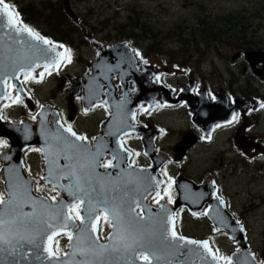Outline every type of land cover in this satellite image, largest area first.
Masks as SVG:
<instances>
[{
    "label": "rangeland",
    "instance_id": "1",
    "mask_svg": "<svg viewBox=\"0 0 264 264\" xmlns=\"http://www.w3.org/2000/svg\"><path fill=\"white\" fill-rule=\"evenodd\" d=\"M6 2L18 8L19 18L23 24H28L33 29L36 28L35 31L52 42H54L55 38V45L64 44L65 40L74 45L76 49L73 53L74 60L72 64L70 65V63L66 62L68 68L71 67L68 72L64 68H60L52 76V67H50L46 74L43 75L44 82H42L40 73H44V67H36L31 73L34 78L24 79V85L22 87L20 85L23 92L24 88H26V92H24L27 96L26 99L20 97V103H15L13 97L10 98V96L11 94H17V91L14 90L11 94H7L3 100L10 101L5 103L2 110H0V117L6 121L18 122L22 119L30 122L32 119L31 123L36 124L39 119L34 114L40 110L39 105L50 102L51 104H46V106L50 110H52L53 106L58 108V119H60V114L65 113L67 115L69 111L73 128L75 126L78 131L86 132L87 134L84 135L87 137L88 135L89 137L98 135V123L109 114L107 107L105 108V105L98 101L85 114L82 111L83 107L80 110V96L71 97V84H68V78H70V81L79 77L83 79L88 72L89 64L96 58V48L91 43L92 38L96 41H101L103 44L117 43L124 40L130 45L131 42L130 46L132 49L139 53L136 57L145 66L138 64V68L140 70L144 68L151 70L148 71L149 80L153 79L151 76L152 72L157 73L159 75V83L168 87L169 90L172 89V86H168V82H172L174 86H178V91L182 88L188 93L190 91V88H188L190 86H187L188 78H192L195 83L199 82L204 87L216 88L217 92V89L222 88L219 87L221 85L218 81L223 75L226 80L234 79V76H237L236 80L238 79L239 83L236 84V88L249 81L252 89L261 95L264 94V84H261L260 90H258V83L249 76L240 75L241 64H246L244 60L242 62L240 60L236 63L232 62L231 66L229 58H232L233 54L236 56L238 48L234 47L236 50L229 48L221 41L219 35L222 26L217 24V22H225L227 20L226 22L234 26L237 34H240L243 40L246 37H250L254 38V43L256 44H264V0H6ZM64 4H66V8H64ZM67 8L78 16L76 18V26L78 27L68 25L70 24V19L65 14L66 11L69 15ZM62 10H64V14H62ZM238 15H242L244 26H242V20H235V16ZM227 16L230 18L225 19ZM138 24H142V30L137 29L135 31ZM214 25L215 28L212 30ZM144 26L147 27L146 30L143 29ZM255 27L257 28L256 34L253 33ZM130 30H134L138 36L126 37L124 31L128 32ZM210 32H212V36H210ZM237 41L242 43V39H236V44H238ZM226 43L235 45L234 39ZM70 44H64L65 48H69ZM56 51H58V47ZM210 52H213L212 56H210ZM249 52H252V55L249 56L252 60H264V50L252 49ZM232 59L235 60V57ZM147 60L148 62L145 63ZM174 63L178 64L181 69L174 68ZM164 72H166L167 79L164 77ZM179 72H184V77L178 81ZM262 72H264V64L257 69V74L260 78H262ZM248 73L246 71V74ZM145 75L146 73H143V78ZM21 78L22 76L19 78V83ZM197 78L198 82H196ZM26 82H28V86H26ZM114 82L118 84L116 79L112 80L113 84ZM180 85L182 86L180 87ZM202 90L205 91V88L200 87V92ZM223 96V93L222 96H220V93L218 94L219 98H223ZM155 99L159 100L160 96L157 95ZM226 101L224 100L223 102L224 108L227 105ZM178 102H180V99ZM193 102L196 103L195 101ZM166 104H168V108H166ZM166 104L161 103L148 108L145 112H139V109L143 106H139L136 109L134 124L139 121L140 127L145 125L148 128L142 127L140 132H130L121 136V140L124 139L128 149L133 151V158L129 152V163L132 158V162L136 166H149L152 164L150 156H154V146H157L156 151L160 153V157L166 158L164 162L166 166L161 164L158 172L161 175L160 170L163 173L166 171L167 175H164L168 180L169 177L172 178L166 184L161 176L162 183L159 187V193L166 186V189L172 190L170 195L173 198L176 197V191L174 185L172 187L171 182L179 172L181 173L179 175L193 182L196 181V184H200L202 179L207 181L208 184L212 183L217 188V195L220 198L224 196L226 204L231 202L232 206H234V209H230V213L244 225L245 229H248V234L245 233L246 241L249 247L251 245V251L254 252L257 261L262 264L264 262V206L262 205L264 204L262 202L264 200V156L258 155L259 158H252V160H250V157H247L248 160L241 156L239 158L231 140V135L234 131H228L229 127L226 128L225 132L218 135L220 138L214 144L206 146V149H204L205 145L196 144L195 142V129L193 125L191 126L189 114L188 116L186 114V112H190L188 106H178L176 110H172V102ZM33 112L34 114H32ZM262 114H264V111L259 115L260 120L255 125L254 132L258 134V137L263 138L264 130L262 128H264V120H262ZM49 117V121L52 120L51 114ZM60 120L63 122L62 116ZM260 122H262V126H260ZM209 123L207 122L204 126L208 127ZM158 124H160V128L168 127L166 128V136L161 141L160 128L156 126ZM256 126L260 128V132H258ZM150 128L153 131L152 138L148 135ZM186 130L191 132L194 130L191 140L187 141L186 139L184 141L185 144H188V150L186 149L188 156L184 159L180 158L178 162H172V158L175 157L174 148L176 143H179V140H184L185 137H182L181 134L183 135ZM254 132L251 131L250 134L254 135ZM156 134H158V137L155 140ZM185 136L188 137V135ZM238 136L239 132L237 133ZM148 139L149 143L155 140V144L150 146L149 149L146 147V154L143 140ZM0 140L7 141L3 137ZM258 143L260 148H264L262 146L264 143H261V141ZM6 148L0 147V150ZM23 154V162L26 165L28 164V175L33 177L36 175L41 178L44 168H42L43 164H41L40 151H30L29 153L27 151L25 155ZM168 172H170V176H168ZM210 176L216 183L208 180L207 177L210 178ZM217 186L220 188L218 189ZM52 188H56V186L52 185ZM52 188L44 182V184H40V190L38 191V188H36L35 191L38 194L46 195V197H52V194H55ZM224 192H226L228 198H226ZM0 193L5 196L1 174ZM193 195L196 196L197 193L194 192ZM165 196L168 201V195L165 194ZM150 197H153V195H148L149 202L153 203L152 199L154 197L151 199ZM162 201H165L164 198ZM212 202L215 204L214 200ZM78 203L76 202V204ZM202 206L195 211L188 210L187 212L186 206L176 210L174 214L176 218L174 220L179 218L176 225L178 232L185 236H194L196 239L207 238L211 240L214 243V247L218 248L219 253L222 254V251L224 252L223 256H229L232 252H239L240 248L234 244L233 240H230V236L226 231L214 230L210 218L207 215H203L205 211L207 212L208 205L204 204ZM254 206L256 208L252 212V207ZM179 207H182V205ZM234 210H236V214H234ZM243 211L245 212L242 214ZM180 212H182L181 218ZM102 213L103 210L99 208L98 216H101L100 239L104 238L107 232L111 230V226L109 228V224L104 221ZM193 213H196V215H193ZM73 214L75 215L74 212ZM239 215L244 216V218L240 220ZM60 236L64 238H60ZM60 236L54 239L56 240L54 249L58 246L59 249H64L65 252H68L69 239H66L68 236H64V234ZM58 238H60L59 242Z\"/></svg>",
    "mask_w": 264,
    "mask_h": 264
},
{
    "label": "water",
    "instance_id": "2",
    "mask_svg": "<svg viewBox=\"0 0 264 264\" xmlns=\"http://www.w3.org/2000/svg\"><path fill=\"white\" fill-rule=\"evenodd\" d=\"M67 10L69 16L74 18L71 11L68 8ZM2 24L3 20L0 18V25ZM12 38H16L17 41L22 40L24 44L21 45L19 42L13 43ZM91 43L96 48V59L89 64L88 72L84 75L83 79L78 78L70 81V96H80L84 111L85 109L89 110L95 102H102L105 108L107 107L109 114L100 122L99 133L94 136L97 138L96 140L88 138L85 142L77 143H85L93 153L96 152L99 146L102 153L99 158V163H103L106 159L111 160L113 165H117L116 167L107 169L103 167L95 168V171L91 173V183L96 191H91L87 187V184L82 181L85 190L90 193L93 203L99 199H106L109 204H119L123 200L126 206H131L134 209L136 214V209L139 208L145 217V220L136 226L137 228L150 229L155 227L157 230H159L160 222L162 221L164 222V227H171L167 224L168 217L169 215L174 216L175 210L180 205L187 206L192 211H195L197 209L199 210L206 203L208 205L207 216L212 221L214 230H225L234 244L240 248L239 252L232 253L233 264H261L249 249L244 226L226 209L224 200L217 195V188L212 183L208 184L203 179L200 184H196L179 175L181 174L179 173L173 184L176 191L173 205L168 206L162 200H160L159 207L151 205L152 203L149 202L148 195L152 194L154 196L157 192H160L159 187L162 183V178L158 169L166 161V158L160 157V154L155 152L153 142L149 143V139L143 140L144 152L146 154V147L149 149L150 146H154V156H150L152 164L149 166L133 165L129 163L131 152L123 146L121 140V136L127 133L140 132L142 127L134 124L132 113H135L136 109L142 104H145L148 109L161 103H175L179 98H182L191 106L196 118H198L197 121L205 125L216 114L222 111V108H224L223 98L218 97L219 99L210 101L205 97L206 93L204 90L194 96L191 92L186 93L184 89H181V95L176 100L170 101V90L159 83V75L152 72L151 76L153 79L149 80L148 71L151 70L148 68L140 70L138 68V64L143 67L145 66L139 62L136 57L138 56L137 52L128 45L127 41L122 40L117 43L103 44L101 41L91 39ZM29 44L36 45L40 48L48 47L47 45L32 40L27 33H22L17 36L14 31H9V29L0 26V99L5 97L6 81L11 80L16 86L18 85L19 75L22 73L19 71L20 64L18 63L14 66L11 64L10 59L6 57H11L13 52L27 51V45ZM9 48L13 49V52H9ZM58 52L60 51L58 50ZM251 53L249 52L248 55H252ZM54 55L55 53H51L47 57V61L40 59L36 60L35 63L43 66L46 62L51 61ZM143 73H146L144 78ZM6 77L7 80L5 81ZM113 79H116L118 84L115 82L113 84ZM131 81L136 89L133 95L128 90V86H131ZM138 89L141 90L140 94ZM157 95L160 96L159 100L155 99ZM45 109H49L48 106H45V108L36 114V117L39 119V122H36V124L27 120L10 122L0 118V137L8 141L7 148L0 151V173L3 178L5 198H9V183H16L27 187L30 192V197L37 201L35 211L41 220L48 219L49 213L60 212L62 214H68L69 207L75 201L80 203V200L83 199L85 203L80 207V215L84 217V222L82 223L80 220H76L71 213L73 219L68 222V227L66 229H55L60 231L61 234L71 232L73 237L79 236L83 243H78L75 239L71 242L69 241V250L65 252L68 255H65V253L59 254L57 258L50 260L44 248L48 245L47 235L50 234L51 230L43 231L44 225L39 220L26 223L17 222L10 225L11 232L16 233L17 236H28L37 230L42 231L43 234L36 240V244L40 246L36 248L35 245L22 242L23 247L20 248L17 245V251L15 252H12L11 247L7 245L0 246L6 249L0 252V264H80V262L85 260L91 262V264H146L139 255L125 252L122 245L111 240L109 235L104 242L96 239L98 222H96L95 217L98 216L99 208L103 210V206L96 204V211L91 213V206L87 202L89 196H85L82 192H77L75 195L70 194L71 192H75V178H69L65 175L69 169L63 168V165L69 163V161L65 160L63 155L59 157V166L56 163H49L56 159L54 152L48 151V145L55 143L52 137L58 131L65 136L68 134L63 132V128H66V126L58 119L56 110L49 109L48 111ZM50 114L53 117L49 121ZM8 133H12V137L8 136ZM150 138H152V135ZM32 146H38L40 149L45 150L41 151L44 168L41 178L30 176L24 170L22 154L28 147ZM187 147L188 144H185L183 141L175 146L176 161L184 157V152ZM114 156L117 158L113 159ZM50 169L55 179L49 176ZM106 173L110 175H106ZM157 181L160 183L157 184ZM44 182L50 186H56L57 193L55 195V201L45 195L36 193L34 190L36 185ZM61 184L65 186L72 184L73 187L70 189L67 187L62 189L59 187ZM185 190L188 191V194H183ZM194 192L197 193L195 197L193 195ZM114 197L115 200L113 199ZM192 197L194 198L193 201ZM213 200L215 204L212 202ZM39 201H46L48 205H52L53 207L51 209H43L40 207ZM190 202H192L191 206ZM154 204H157L156 201ZM8 207L11 208L13 206L10 205ZM20 210L29 213L33 212V204L22 203ZM153 221H155V225ZM50 222L62 223V216L56 221ZM94 222L96 223V231L92 230V224ZM81 229L84 231H80ZM113 231V228H111L110 233H113ZM10 239H12L15 245L17 237L12 236ZM177 243L183 245L178 252L174 247L165 246V244L160 242L158 237H154L152 243L149 244V248L154 249L163 257L160 264H169V262L170 264H222V261L217 262L213 260L212 255L206 252L201 246L184 245L181 241H177ZM99 245H108V248L106 250L100 249L98 247ZM78 247L91 248L94 251H90L87 255H81L76 250ZM113 247H120V251H113ZM209 248L212 250L210 245ZM137 251L139 252L140 250L138 249ZM74 252L75 255H73ZM212 253H214L213 250ZM153 264H155V261Z\"/></svg>",
    "mask_w": 264,
    "mask_h": 264
},
{
    "label": "snow or ice",
    "instance_id": "3",
    "mask_svg": "<svg viewBox=\"0 0 264 264\" xmlns=\"http://www.w3.org/2000/svg\"><path fill=\"white\" fill-rule=\"evenodd\" d=\"M20 14L15 10L14 5L7 3L6 0H0V18L3 20V24L0 25L9 29V31H14L17 36L22 33H27L32 40L37 41L38 43H42L47 45V48H40L36 45H27V51L24 52H13V49L9 48V52H13L11 57H6L10 59L12 65L20 64L19 71L25 73L24 79L29 80L33 79L32 70L34 67H39V64H36V60L45 59L47 61V57L51 53H55L52 57L51 61L46 62L43 67L45 72L48 71L53 64L57 68H59L61 61H66L68 63L71 62V50L65 48L64 45H55L49 39L43 37L39 32L35 31L33 28L29 27L19 18ZM13 43L19 42L21 45L24 44L22 40L17 41L16 38H12ZM57 47L64 48L63 52L56 51ZM139 55V53H137ZM147 63V61H145ZM44 73H40L41 78ZM18 78V77H17ZM7 77L5 78V81ZM9 87H14L9 84ZM215 98V97H213ZM15 103H20V97L17 96ZM102 106V105H101ZM261 107L264 108V104H261ZM88 109H85V113H87ZM135 113H132L133 119H135ZM35 119V117H33ZM238 119V114L234 115L231 121L228 123H232L233 121ZM220 127V125H217ZM63 132L68 135L65 136L59 131L52 137V140L55 142L53 144L48 145V151L54 152L56 159L50 161L49 163H56L57 166L59 157L63 155L64 159L69 161V163L63 165V168L69 169L65 175L69 178H75V192H71L70 194L75 195L77 192H82L85 196H89L88 204L91 206L90 212L94 213L96 211V204L103 206V219L106 223L110 224L113 228V233L109 234V238L113 241H116L117 244L122 245L123 250L125 252L135 253L140 256V258L146 262V264H160V261L163 257L158 254L152 248H149V244L152 243L154 237H158L162 244L165 246H171L176 249L178 252L180 245L177 241L183 242L184 245H198L201 246L206 252L212 255L213 260L219 262L223 261L224 264H232V257L222 256L212 253V250L209 248V242L207 240L198 241L189 239L185 236L178 235L175 230V221L174 216L169 215L167 224L171 227H164V222H160L159 230L155 227L150 229H139L136 226L140 225L141 222L145 220V217L142 214H136L134 209L131 206H126L125 202L121 200L119 204L112 203L109 204L106 199H99L93 203L90 193L85 190L84 183L87 184V187L91 189V191H96L95 188L92 187V175L91 173L95 171L96 167H103L105 169L110 167H116L117 165H113L112 161L109 160L107 163H99V158L102 155L99 146L97 147L96 152H91L85 143H77V142H85L88 140L87 136L78 135L74 130L71 124H68L66 128H63ZM74 138V139H72ZM96 137H92V140H96ZM0 147H7V141L0 140ZM106 147V145H105ZM34 151H45L44 149H32ZM117 157H113L116 159ZM167 175V172L164 173ZM106 175H110L106 173ZM49 176L55 179L53 176L52 170H49ZM99 176V174H97ZM154 179V178H153ZM171 177H169V181H171ZM82 181L84 183H82ZM160 182L157 181V184ZM9 198H5V196L0 193V246L7 245L11 247L12 252L17 251V245L22 248L23 243L27 242L28 244L35 245L39 247V244H36V240L43 233L41 230L35 231L33 234L25 236L18 235L16 233L11 232L10 225H13L17 222L26 223L33 222L35 220H39L41 224L44 225L43 231L51 230L50 234L47 235L48 245L44 248V251L48 254V259L57 258L60 254V249L57 246L55 250H53L52 242L55 237L59 236L61 233L55 229H66L68 227V222L73 219L71 213H75V219L80 220L82 223L84 222V217L80 215L79 209L82 204L85 203L83 199L80 200V203L73 204L69 207L68 214H62L60 212L49 213L48 219H39L37 213L35 211V207L37 201L30 197V192L27 187L16 183H9ZM60 188H72L73 185L69 184L65 186L63 184L59 185ZM40 190L39 188L37 189ZM165 194L168 195V202L172 203V197L169 194V189H165ZM127 195V193H125ZM115 200V197L113 198ZM163 197L159 192L156 193V203H160ZM52 200L55 201L56 197L53 196ZM22 203H32L34 211L33 212H23L21 211ZM223 203V201H221ZM12 205L13 207L9 208L8 206ZM39 205L43 209H51L53 206L48 205L46 201H39ZM87 211V210H86ZM11 214V215H10ZM196 215V213H193ZM203 215H207L205 211ZM62 216V223H53L50 221H56L59 217ZM101 219V216H96L95 220L98 222ZM155 225V221H153ZM92 230L96 231V223L92 224ZM80 231H84L81 229ZM69 241H73L74 239L78 243H83L79 236L73 237V235L69 232L67 233ZM16 236V244H13L12 239L10 237ZM96 239H99L97 236ZM58 244V242H57ZM100 249H107L108 245H99ZM140 250L139 252L137 250ZM4 247H0V252L5 251ZM80 252L81 255H87L90 251H94L91 248L78 247L76 249ZM113 251H120V247H113ZM65 255H68L65 253ZM75 255V252L73 253ZM80 264H91V262L85 260L80 262ZM170 264V262H169ZM264 264V262H262Z\"/></svg>",
    "mask_w": 264,
    "mask_h": 264
},
{
    "label": "flooded vegetation",
    "instance_id": "4",
    "mask_svg": "<svg viewBox=\"0 0 264 264\" xmlns=\"http://www.w3.org/2000/svg\"><path fill=\"white\" fill-rule=\"evenodd\" d=\"M58 4H60V2H58ZM64 8H65V4H64ZM70 11H71V9H70ZM71 13L74 16V18L69 17L67 12L65 11L67 18L70 19V24H68V25L69 26H76V18H78V16H76V14L74 12H71ZM62 14H64V10H62ZM24 22H26V20H24ZM76 27H78V26H76ZM258 27H259V25H258ZM254 29L255 30L253 33L256 34L255 31L257 28L255 27ZM34 30H36V28H34ZM247 30H248V28H247ZM253 33H252V35H253ZM238 42L239 41H237V43ZM224 43L229 48H232L235 50H236V48H238V50L235 54L236 56H234V54L232 55V58L235 57V60H233L232 58H229L231 66H232V62L236 63L238 60H240V62H242V60H244L246 62V64H243V65L241 64L242 67L240 70L241 71L240 75H246V76H249L250 78H252L256 83H258V90H260V85L264 84V79H262V78H264V72H262V78H260L257 74V69L264 64V60H262V59L260 61L252 60L249 57L248 53L252 49L264 50L263 49L264 44H256V43H254V38H250V37H246L244 40H242V43L236 44V41H235L234 42L235 45H231V44L226 43V42H224ZM64 44H70V42H67L64 40ZM69 47H72L73 49H75V46L72 44H70ZM234 47H236V48H234ZM212 53L213 52H210V56H212ZM147 62H148V60H147ZM174 68L181 69L180 67H178V64H175V63H174ZM228 69H230V68H228ZM65 70L68 71L69 68L67 67ZM164 70H166V68H164ZM246 71H248L249 73L246 74ZM190 72H192V71H190ZM232 76H234V74H232ZM164 77L167 79L166 72H164ZM183 77H184V72H179L178 73V81L180 79H182ZM236 78H238V77L234 76V79L226 80L222 75V78H219V81H218L221 85L219 87H222V88L217 89V92H216V88H213V87L208 88L207 86L204 87L202 84H200L198 82V78L196 79V82H198V83H195L194 79L188 78L187 86H190L188 88H190V91L192 94H195L199 87H203V88H205L206 96L208 97V99L210 101H212L214 99L213 97H217V95L219 93L220 94L223 93V95H224L223 99L225 98L224 100L225 101L227 100L226 101V104H227L226 107L224 109H222L221 112L218 111L220 113L216 114V116H214L211 119L208 127L204 126V124L197 121L198 118H196L191 107H189L187 102L185 103V101L181 98H179L180 102L176 101L175 103H172V110H176V108H178V106H180V107H183V106L186 107V105L188 106L191 114H190V112H186V114H187V116L189 114L190 119H191V126L193 125V127L195 129V135H196L195 142H196V144L205 145L204 149H206V146L214 144L215 141L218 140V138H220V136H218V135L222 134V132H225L226 128L229 127L228 131H230V130L234 131V133L231 135V140L233 141V146H235L234 150L238 153V157L239 158H240V156L244 157L246 160H248L247 157H250V160H252V158L257 159L261 155L264 156V148H260V144L258 143L259 141H261V143H264V137L263 138L258 137V134H256V132H254L255 125L260 120L259 115L261 112L264 111V108L261 107V104H263V102H264V94L261 95L256 90L252 89V87L249 84V81L245 82L244 84H242L236 88L235 87L236 84L239 83L238 82L239 80L238 79L236 80ZM174 80H176V78H174ZM42 82H44V80ZM178 84H181V83H178ZM206 84H208V82H206ZM26 86H28V82H26ZM168 86H172V89L170 90V93H169L170 101L176 100L179 96V93L177 92L178 86H174V84H172V82H168ZM181 86L182 85H180V87ZM237 99H240V100L237 101ZM141 106H143V107H141L139 109V112L140 111L145 112L147 110L146 105L142 104ZM166 108H168V105L166 106ZM74 110H75V108H74ZM80 110H82L81 106H80ZM156 110H158V108H156ZM85 114H87V113H85ZM237 114H238V119L229 124L228 121H231L233 116L237 115ZM64 116L67 120L72 122V120H70L69 112L67 115L64 113ZM262 120H264V114H262ZM136 123L140 124L139 121ZM150 124H151V122H150ZM217 125H220V127H217ZM98 126H99V123H98ZM142 126H145V125H142ZM156 126L158 128H160V124H158ZM260 126H262V122H260ZM143 128H148V127L145 126ZM166 128H168V127L166 126ZM166 128L165 127L160 128V141L164 136H166V131H167ZM256 128H258V126H256ZM149 130H150L149 131L150 133L148 132V135H150V137H151V135L153 133L152 128H150ZM262 130H264V128H262ZM155 131H157V130L155 129ZM251 131L254 132V135L250 134ZM78 132H80L82 135H84L82 133V131H78ZM238 132H239V136L237 137ZM258 132H260V128H258ZM193 133H194V130H192V132L190 130H186L183 133V135L181 134V136L186 137L185 135H188V137H186V139H187V141L188 140L190 141L192 136H193L192 135ZM85 134H87V133H85ZM140 136H142V134H140ZM232 136H233V139H232ZM157 137H158V134H156L155 140L157 139ZM155 140L153 142L154 144H155ZM181 141L179 140L178 142L180 143ZM226 141L228 142V140H226ZM177 144L178 143H176V145ZM262 146H264V144H262ZM156 148H157V146H155V150H156ZM220 148H222V146H220ZM187 150L185 152L184 158H186L188 156ZM248 163L250 164V162H248ZM256 163H258V162H256ZM260 167H262V166H260ZM168 176H170V172H168ZM218 176H219V174H218ZM165 178H166V176H165ZM207 178H209V177H207ZM209 180H212V182H215V180L212 178V176H210ZM194 182L196 183V181H194ZM219 188L220 187H218V189ZM170 192H172V190H169V194H170ZM224 194H226V192H224ZM222 198L224 199V196H222ZM226 198H228L227 194H226ZM193 199L194 198L192 197V201H193ZM224 201L226 203V200H224ZM262 202H264V200H262ZM262 205L264 206V204H262ZM226 207L229 210L234 209V206H232L231 202H230V204L227 203ZM254 208H256V206L252 207V212H254ZM181 210H183V209H181ZM186 211L188 212L187 209H186ZM244 212L245 211H243L242 214ZM234 214H236V210H234ZM239 216H240V220H242V218H244V216H242V215H239ZM100 222H101V220H100ZM106 225H108V224H106ZM99 228H100V225H99ZM98 231H99V229H98ZM247 231H248V229H247Z\"/></svg>",
    "mask_w": 264,
    "mask_h": 264
},
{
    "label": "trees",
    "instance_id": "5",
    "mask_svg": "<svg viewBox=\"0 0 264 264\" xmlns=\"http://www.w3.org/2000/svg\"><path fill=\"white\" fill-rule=\"evenodd\" d=\"M58 10H60V9L58 8ZM228 18H230V17L227 16L225 19H228ZM235 20L241 21L242 20V15L235 16ZM226 21L225 22H223V21L217 22L218 25L220 24L222 26V29H220V35H219V38L221 39V41L227 42V41H229L231 39H234V42H235L236 39H242L243 40V38L240 37V34H237V31L234 28V26H232L230 23H228ZM232 24H234V22H232ZM258 24H260V23H258ZM242 26H244V20H242ZM214 28H215V25L212 26V30H214ZM137 29H141L142 30V24H138L136 26V30L135 31H137ZM143 29L146 30L147 27L144 26ZM240 30H242V28H240ZM246 30H247V28H246ZM124 34H126L125 36L128 37V38L133 37L135 35L138 36L134 32V30H130L128 32L127 31L126 32L124 31ZM210 36H212V32H210Z\"/></svg>",
    "mask_w": 264,
    "mask_h": 264
},
{
    "label": "bare ground",
    "instance_id": "6",
    "mask_svg": "<svg viewBox=\"0 0 264 264\" xmlns=\"http://www.w3.org/2000/svg\"><path fill=\"white\" fill-rule=\"evenodd\" d=\"M40 69H41V68H40ZM22 73H23V72H22ZM22 73H21V74H22ZM127 76H128V75H127ZM128 77H129V76H128ZM79 78L82 79V77H79ZM132 78H133V77H132ZM134 78H135V77H134ZM14 90L17 91V90H16V86L14 87V89H12V92H13ZM128 90H129V92H130L132 95L135 94L136 89H135V87H134L132 81H131V86H128ZM138 91H139V94H140V91H141V90L138 89ZM6 92H7V91H6ZM12 92H11V93H12ZM6 94H8V93H6ZM139 94H138V96H139ZM138 96H137V97H138ZM1 101H2V100H1ZM7 135L12 137L13 134H12V133H8ZM0 138H2V137H0ZM183 194H188V191L185 190V191L183 192ZM153 197H155V195H154ZM153 197H150V199L153 198ZM151 205H154V206H156V207H159V206H160V204H158V203H157V204L152 203ZM186 205H187V204H186ZM62 234H63V233H62ZM60 235H61V234H60ZM37 240H38V239H37ZM0 261H1V260H0ZM176 264H179V263H176Z\"/></svg>",
    "mask_w": 264,
    "mask_h": 264
}]
</instances>
